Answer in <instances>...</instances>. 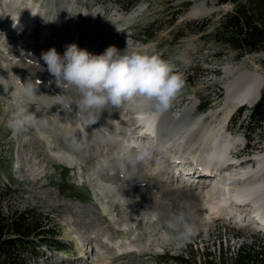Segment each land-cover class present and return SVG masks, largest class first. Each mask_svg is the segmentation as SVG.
Here are the masks:
<instances>
[{"label": "rangeland", "instance_id": "obj_1", "mask_svg": "<svg viewBox=\"0 0 264 264\" xmlns=\"http://www.w3.org/2000/svg\"><path fill=\"white\" fill-rule=\"evenodd\" d=\"M64 1L66 3L62 4V6L64 7L69 5V7L75 8L74 12L76 17L78 16V11H91V14L95 15L93 20L103 24V27L100 28V36H105L104 30L107 28L112 33H110L112 40L121 39L122 37L128 38V40L132 42L135 47L144 45L145 47H148L146 49L149 51L154 50L160 53L162 58L171 60L176 65L177 70L183 74L185 86L172 102L169 109L172 114L180 113L187 104L195 101L196 108L190 122H193V120L200 115L207 118L209 114L213 112L217 113L218 119L223 116L225 112L223 108L225 82L231 76L228 72L229 69H234L233 71L235 74L238 71H246L254 72L260 78L264 77V70L258 62L259 55H247L240 60H236L234 57L235 54L232 50L223 47L206 37V34L209 32L208 30L206 32L194 31L197 26L195 22L211 15H215L214 19L217 18L221 11L229 9V4L219 5L217 0H133L134 4L131 7H126L125 5L127 3L120 0ZM42 2L43 4L45 2H49L47 4L48 7L55 6L58 8V15H61L62 11L66 9L65 7L64 9L59 8L61 6L57 3L55 4V1L53 0H42ZM201 2H204L207 8H211V11L207 14L192 13L191 8ZM141 7L142 9L140 10ZM119 15H122V18L115 20V18ZM91 17L92 16H87V18H90V21H92ZM70 19H72V17ZM0 24V29H3L5 26V20L2 19ZM11 35L12 36L5 38L2 36V33L0 34V56L5 54V56L8 55L6 63L8 66L12 67V72L14 73L15 78L18 81L21 80L20 82H22L24 86L28 83H32L33 86H36L37 84L40 86V88H38L37 85V91L34 99L40 106L45 108L48 116L41 115V110L32 109L34 107V103L30 101V98H28L27 95H25L24 89L20 91L22 96L19 98L15 93L11 92L10 89H7L6 95L8 97L6 98L10 99V101L14 98L16 99V102L11 103L7 99L8 101L4 102L5 104L0 103V172H2L9 181L12 189L11 194L7 195L2 200L4 203L3 208L4 210H8V207H12L20 210L30 207L47 217V228H51L55 231V237L58 240L57 244H59L60 247L52 246V249L46 248L47 252L42 254L43 260L40 261L41 264H94L90 252L86 253L85 257L76 256L78 254L76 242L67 231L66 220L69 208L67 206L65 207V205L62 206L63 204H61V201L64 199L79 202L80 206L84 207V210L82 209L83 211L81 210L80 212L78 211V213H74V217L78 219L76 227L78 226L77 228L79 229V227L83 224L82 222L85 221V217H91L90 220L87 221V225L90 228L89 232H91V228H93L96 220H99L100 218L98 216H101L102 211H104L102 208V202L105 200V198L100 195V191L98 190L100 187L104 188L105 184L100 183L98 179H96V176H94L96 174L92 173L94 170H97V167L94 166V163H92L94 162L93 159L96 155L91 154L89 156L83 148L80 151L73 146L72 142H74V140H71V138H65L67 137L66 134L68 129L66 126L65 128L62 127L60 123L58 126V121L64 122L71 118L69 121L73 122L77 119L80 113L77 111L76 106L73 105L72 107H75L74 112L70 116L64 117V115L61 114V109L56 113L53 102H49V104H51L49 107L45 105L46 100L44 101L41 97L46 94L45 92H47V90L43 87H47L48 85L55 86L54 82L51 84L49 83L50 80L54 81L53 77H50L46 70H31L24 63V61L21 60L22 56L16 51L15 46L17 41L19 42V40H25L26 36L21 35L20 37H17L18 35L14 33H11ZM13 57L18 58L15 60ZM11 63H13L12 66L10 65ZM0 84L4 85L2 80H0ZM7 86L8 85H6V87ZM58 90V94H60L61 89L58 88ZM62 94L75 97L74 92H65ZM25 100H28V102ZM132 101L133 100L128 101L127 105H129ZM7 104L9 107H7ZM17 104L23 105V108L20 109V105ZM201 104L207 106L203 111L199 108ZM123 106L125 107L124 104L121 107L123 108ZM29 107H31V109ZM50 107L52 112L56 115L51 112ZM239 108L240 107H238L230 115V119L228 118L226 121V125H228L229 130L232 131L233 135L240 137V139L230 147L231 152H236L238 158L231 160L229 164L234 163L235 161H247L253 154L264 151V129L249 131L248 129L246 130L243 128L242 125L243 122L246 121L247 110L239 116ZM12 109L19 112L20 116L26 112L30 115V117H34L33 123L29 122L26 124L27 128L21 125L18 128L19 130L25 129L24 133L26 132L25 134L28 136L27 142L23 143L22 140H19L12 135L11 127L8 124L9 122H7L10 114H12ZM109 113L110 112L104 111V113H101L99 118V120L103 122V127H106L105 129L108 131L109 127L107 126V122L114 119V116ZM36 118L37 121H35ZM208 119L210 118L208 117ZM46 121H48L49 125ZM40 127L50 135L51 140L55 144L61 146L64 150L62 152L67 153L69 146L72 149L75 148L72 150L74 152L72 153L73 155H71V158H67L61 153L55 154L51 152L49 143L38 132V128ZM58 128L61 130H58ZM87 130L89 137H91V142H88L89 147L96 140L101 143L102 140L98 139V135H96L91 128V132L89 131V128H87ZM22 149L24 150L23 153H27L29 155L27 160H24V157L22 158ZM112 149L117 150L120 153L125 152L123 147H117V145L113 146ZM80 152L83 155H81ZM133 153V155H135L134 151ZM169 154H167V157L172 156L171 153ZM29 159H31V163H33V161L38 162L35 164V167H38L39 165H41V167L34 170L35 172L32 171L33 169L31 168H27L28 166L30 167V162L28 161ZM168 159L171 158L169 157ZM175 164L176 163L171 162L167 171L170 175L174 174L175 178L181 179L183 176H177L178 171ZM251 165L255 166L254 160H252ZM14 168H16L15 171L13 170ZM42 168L44 171H39ZM32 172H34V176H31ZM160 177L158 179H161ZM215 178L216 177L211 175L207 183L216 180ZM175 183L174 179H170V181H167L166 188H175L177 186ZM145 192L147 191L137 193L133 192L130 194V198H132L130 199L131 201H127L129 204L137 203L136 209L138 210L145 208V210H147V217H150V219L157 216L160 217L163 228L158 227L156 232H153L151 235V239L159 246L155 247L151 242H149L146 245L133 247L130 250L123 251L119 254L116 252L113 242L106 240L103 237V234H101L99 239L101 240V243L108 247L109 256L112 260L109 264H179L171 259L170 256L179 253L181 250L185 252H187V250L194 251V257L198 261L202 262L201 254L209 250L213 251L216 255L218 252L217 248L219 247L218 243L224 237L227 239L226 243L230 250H232L231 247L233 246L230 242L236 241L239 243L240 240H242V244L246 243L244 245L253 244L259 249L264 247V229L260 224L254 222L255 220L250 215L251 213L249 214L250 216L244 215L249 211H253V207L250 209V207L246 206L242 209V219L244 218L246 223L243 226H238L237 223L227 219L215 222H202L194 217H191L187 212L183 214L179 211V213L169 214L165 211L163 212L162 210L163 213L161 214L159 205L152 203L150 193ZM152 193L156 194V192H151V195ZM163 196H166L164 192ZM52 198L54 201L56 199L59 201L53 202ZM141 198L143 200H141ZM135 199L141 200V203L136 202L137 200ZM159 199L160 198H158V200ZM116 200L114 202L118 203L120 209L114 214L119 216L121 214L122 207L120 201ZM185 200H188L191 208L202 214V203L199 204V202L197 203L189 197L182 198L181 193L176 194V191L172 192L168 199L165 198L164 203L169 204L171 209H175L178 206H185ZM87 207L90 208V211H85V208ZM110 212H112V210L103 213V219H100L108 230L106 236L110 239L122 238V233H119L122 229L115 227V222L120 223L121 219L124 217L120 216L118 219L112 221L110 217L111 215H109ZM143 214L144 213L140 214L137 221L144 219ZM167 214L171 215V217L169 218ZM162 215L164 218H162ZM80 222L81 225L79 224ZM171 222L174 224H176V222H180L179 233H177L174 238L169 236L167 233V235H165V239L161 232H165L163 230H166ZM89 224L92 226H89ZM190 225L195 226L194 234L185 238L186 228ZM152 228L154 227L141 228L139 230H135L134 233L146 234L149 233ZM94 234L95 232L91 234V237L94 236ZM135 234L130 233L129 236L136 239L141 238V236H136ZM91 239L93 240V238L86 240L84 245L86 249H89V247L93 245V243H90ZM220 243L222 247V242ZM92 253H94V251H92ZM112 253L114 254L113 256Z\"/></svg>", "mask_w": 264, "mask_h": 264}, {"label": "bare ground", "instance_id": "obj_2", "mask_svg": "<svg viewBox=\"0 0 264 264\" xmlns=\"http://www.w3.org/2000/svg\"><path fill=\"white\" fill-rule=\"evenodd\" d=\"M53 1H55V4L57 3L61 6L59 8H66L62 11L61 15H58V8L55 6H49V8L47 6L49 2L43 4L42 0H0V22L2 19L5 20V26L3 29H0V34L2 33V36L5 38L12 36L11 33L17 34V37L21 35L26 36L25 40L17 41L15 46L16 51L22 56L21 60H23L31 70H37L34 64H39L40 67L46 70L47 66L41 59L42 53L50 48H55L59 54L63 55L69 44H76L78 48L85 49L93 55L102 54L109 46L118 48L120 52H123L125 49L131 52L148 48L144 45L135 47L128 38L122 37L121 39L112 40V33L107 28L104 30L105 36L102 37L100 36V28L103 27V24L93 20L95 15L91 14V11H78V16L76 17L74 12L75 8H71L69 5L62 6V4L66 3L64 0ZM141 9L142 7L140 10ZM210 11L211 8H207L204 2L191 8V12L196 14H207ZM87 16H92V21H90V18H87ZM71 17L72 19H70ZM121 18L122 15H119L115 20ZM5 55L0 56V77H2L0 80H2L4 84H0V103L2 104H5L4 102L8 100L10 101V99L6 98L8 97L6 95L7 89H10V91L15 93L19 98L22 96L20 91L25 88L22 82H20L21 80L18 81L15 78L12 67L8 66L6 63L8 55ZM13 58L16 60L18 57ZM10 65L12 66L13 63ZM233 70L232 68L228 70L231 76L225 82L223 106L225 112L223 116H221L222 118L220 117L221 119H218L217 113L213 112L208 116L210 119L200 115L196 117L193 122H190L196 108L195 101L187 104L180 113L172 114L170 109L164 112H157L151 102L134 98L129 105H127V102L124 103L125 107L123 106V108H113L109 109L110 111H106L114 116V119H109L111 121L107 122L109 131L105 129L106 127H103V122L100 120L93 124H89L87 117L82 114H79L77 119L73 122L69 121L71 118L64 122L58 121V126L60 123L62 127H67V137L65 138L74 140V142H72L73 146L80 151L83 148L89 156L91 154L96 155L92 163L97 167V170H94L92 173L96 174L94 176H96V179H98L100 183L105 184V187L103 186L104 188L100 187L98 189L100 195L105 198L102 202L104 211H102L101 216H98L100 218L96 220L93 228H91V232H89L90 228L87 225V221H89L91 217H85L86 222H82V225L80 222L79 224L81 226L79 229L77 228L78 226L76 227L78 219L74 217V213H78V211L80 212L82 209L84 210V207H81L79 202L64 199L61 201V204H63L62 206L65 205V207L67 206L69 208L66 220L67 231L76 242V248H78L77 257H85V254L90 252L94 264L111 263L112 260L109 256L108 247L101 243L99 239L101 234H103L106 240L113 242L115 250L119 254L133 247L146 245L149 242L155 247L159 246L151 239V235L153 232H156L158 227L163 228L161 219L157 216L152 218L155 220H152L150 217H147V210H145V208L138 210L136 209L137 203L129 204L128 201L132 199L130 198V194L133 192L147 191L145 193H150L152 203L159 205L161 214L164 211L169 214L179 213V211L183 214L187 212L191 217L202 222H215L227 219L237 223L238 226H243L246 223L245 219H242V209L246 206L250 207V209L253 207V211H249L244 215H249L251 213L250 215L254 218V222L260 224L264 229V151L253 154L247 161H235L231 164H229V160L226 161L231 145L233 146V144L240 139V137L233 135L232 131L229 130L226 121L238 107H249L253 105L264 84V77L260 78L256 73L246 71H238L235 74ZM5 84L8 85V88ZM38 88H40L39 85ZM43 88H45L47 92H45L46 94H44L41 99H44V101L46 100V106L49 107L51 105L49 102H53L56 113L61 109V114L64 115V117H68L74 112L75 107H72L73 109L68 111L63 110L62 107L57 104L54 96L59 95V90L56 85H48ZM27 97L34 103L32 109L41 110V115L48 116L45 108L40 106L34 99L35 96L29 97L27 95ZM25 101L28 102V100ZM10 102L14 103L16 99L12 98ZM17 105H20V109L23 108V105ZM7 107H9L8 104ZM29 108L31 109V107ZM14 110H11L12 114H10L7 121L11 127L12 135L22 140L23 143L27 142L28 136L25 134L26 132L24 133L25 129L19 130L18 128L20 125L27 128L26 124L29 123L27 118L30 117V115L24 112L20 116V113ZM54 115L56 114L54 113ZM37 118L35 121H37ZM46 123L48 124V121H46ZM87 128H89V131L91 128L94 133L98 135V139L102 140L101 143L96 140L89 147L88 142H91V137L88 135ZM58 130L61 129L58 128ZM38 132L49 143L51 152L55 154L61 153L64 154L65 157L71 158L74 152L72 150L75 148L72 149L68 145L67 153L62 152L64 150L61 146L55 144L45 130L40 127L38 128ZM116 145L117 147H123L125 152L120 153L117 150H113L112 147ZM133 151L135 155H133ZM23 152L24 150L22 149V158L24 157V160H27L29 155ZM169 153H171L172 156L167 157ZM169 157L171 159H168ZM30 160L31 159L28 160L30 162V167L28 166L27 168H31L33 169L32 171H34L41 167V165L35 167V164L38 162L33 161V163H31ZM252 160L255 161V166L251 165ZM171 162L176 163L175 166L178 171L177 176H183L181 179H177L174 174L170 175L168 173L167 170ZM39 171H44V169L42 168ZM34 172H32L31 176H34ZM211 175L216 177V180L207 183ZM159 177L161 179H158ZM170 179H174L176 182L175 185H177L173 189L166 188L167 181H170ZM174 191H176V194L181 193L182 198L189 197L193 201L199 202V204L202 203V214L191 208L188 200H185V206H178L175 209L172 207L174 210L171 209L169 204L164 203V200L165 198L168 199L169 195ZM151 192H156V194L152 193L151 195ZM163 192L166 196H163ZM157 197L160 199L158 200ZM116 199L120 201L122 207L119 216L114 214L120 209L118 203L114 202ZM56 200L54 201L53 199V202L59 201ZM141 200L143 199L141 198ZM141 200H137L136 202L141 203ZM109 210L113 212L109 214L111 215L112 221L118 219L120 216L124 217L121 219L120 223L115 222V227L122 229L121 232H119L122 233V238L110 239L106 236L108 230L100 219H103L102 214ZM85 211H90V208H85ZM141 213L145 214H143L144 219L137 221ZM169 214L167 215L170 218L171 215ZM162 218H164L163 215ZM179 223L180 222H176V224H174L171 222L168 226L169 228L167 227L166 230H163L165 232L160 231L161 234L165 237L168 233L169 236L174 238L175 235L179 233ZM89 226L92 225L89 224ZM148 227H154L151 229V233H134L135 230ZM93 232H95V234L91 237ZM130 233L141 236V238L136 239L130 237ZM90 238H93L90 242L93 243V245L90 246L89 249H86L84 246L85 242ZM92 251H94V253H92ZM113 255L112 253V256Z\"/></svg>", "mask_w": 264, "mask_h": 264}, {"label": "clouds", "instance_id": "obj_3", "mask_svg": "<svg viewBox=\"0 0 264 264\" xmlns=\"http://www.w3.org/2000/svg\"><path fill=\"white\" fill-rule=\"evenodd\" d=\"M41 59L61 89L54 96L57 104L68 111L75 105L89 124L97 122L102 112L119 108L134 98L149 101L157 112H164L185 86L184 76L176 65L154 50L120 52L109 46L102 54L93 55L69 44L63 55L50 48L42 53ZM35 66L39 71L45 70L39 64ZM37 85L28 83L25 94L34 97ZM65 92H74L75 97L63 95ZM27 120L33 122L32 117ZM194 231V225L187 226L185 238Z\"/></svg>", "mask_w": 264, "mask_h": 264}, {"label": "trees", "instance_id": "obj_4", "mask_svg": "<svg viewBox=\"0 0 264 264\" xmlns=\"http://www.w3.org/2000/svg\"><path fill=\"white\" fill-rule=\"evenodd\" d=\"M120 1L127 3L126 7L134 4L133 0ZM217 3L230 7L215 19V15H211L198 20L194 31L208 30L206 37L232 50L236 60L259 55L258 62L264 70V0H217ZM206 107L201 104L199 108L203 111ZM246 110L243 128L249 131L264 129V84L258 100L250 107L241 106L239 116ZM11 192V187L0 185V264H30L29 258L38 255L41 247L52 249V246L60 245L55 231L47 228V217L34 208L17 210L8 207L4 210L2 200ZM227 252L221 251L217 257L207 250L201 254V264H264V251L253 244L241 246L232 255ZM193 253L192 250H181L170 258L179 264H198Z\"/></svg>", "mask_w": 264, "mask_h": 264}, {"label": "built area", "instance_id": "obj_5", "mask_svg": "<svg viewBox=\"0 0 264 264\" xmlns=\"http://www.w3.org/2000/svg\"><path fill=\"white\" fill-rule=\"evenodd\" d=\"M13 170L15 171L16 168H14ZM0 185L3 186V187H6V186L11 187L9 181L6 179V177L4 176V174L2 172H0ZM226 241H227L226 237H224V238L221 239L220 242H222V247H221V243L220 242L218 243L219 244V247L217 248L218 249V252H217L216 255L213 253L215 256L218 257L221 254V251L224 252L225 250L228 251L227 253H229L230 255H232V254H234L240 248V246H244V244H246V243L242 244V240H240L239 243H237L236 241H231L230 243L233 244V246L231 247L232 250H230L228 248V246H227ZM261 249L264 251V247L263 248H260V250ZM40 251H41V253H40ZM45 252H47L46 247H41L39 249V254L38 255H32V257L29 258V263L30 264H41L40 261L43 260L42 254L45 253ZM198 264H201V262L199 261Z\"/></svg>", "mask_w": 264, "mask_h": 264}, {"label": "water", "instance_id": "obj_6", "mask_svg": "<svg viewBox=\"0 0 264 264\" xmlns=\"http://www.w3.org/2000/svg\"><path fill=\"white\" fill-rule=\"evenodd\" d=\"M259 96H260V93H259V95H258V98H259ZM258 98H257L256 100H258Z\"/></svg>", "mask_w": 264, "mask_h": 264}]
</instances>
